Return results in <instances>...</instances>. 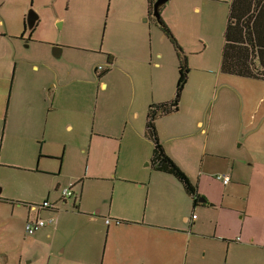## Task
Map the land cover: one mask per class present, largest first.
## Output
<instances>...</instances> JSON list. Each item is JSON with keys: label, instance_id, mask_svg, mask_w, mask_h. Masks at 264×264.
<instances>
[{"label": "crops", "instance_id": "obj_1", "mask_svg": "<svg viewBox=\"0 0 264 264\" xmlns=\"http://www.w3.org/2000/svg\"><path fill=\"white\" fill-rule=\"evenodd\" d=\"M234 1L169 0L167 3H170V6L164 7L166 3L161 9L162 21L187 57L189 75L185 89L182 91L178 110L168 116L159 117L155 121V128L157 138L165 148L166 154L174 159L181 167L180 169L192 179L193 176L186 170V166L195 167L199 163L203 166L208 156L209 160L218 157L228 160L226 154L230 153L227 149L229 141L226 135L230 120L226 115L203 114L195 109H190L188 112L182 111L183 93L186 91L193 71L200 73L201 91L208 87L219 88L216 98L222 97L224 101L231 104L235 101L244 104L249 102V94H259V91H264V79L228 75L223 70L225 31L234 3L235 9L258 10L255 17V36L264 55V0L263 3L258 4L255 3L257 0ZM131 2L134 5L132 9H116L114 12L117 23L120 25L118 30L120 29L121 32L117 48L103 53L104 58L101 62H104L105 66H102V69H99L100 66L94 67L96 75L103 79L101 89L97 92L98 102L101 100L100 109L105 113L106 99L115 98L117 108L121 110L119 122L120 127H124V133L120 141L110 140L118 138V135L105 133L110 129H107L103 123H100L102 131L94 127L90 135L89 160L93 154L98 156L107 150L109 159L105 166L96 164L97 169H94L93 175L88 173L87 166L86 175L101 182L105 181V178H110L113 192L108 202L103 201V196H98L90 207L83 200L86 178H78L76 181L81 182L79 203L76 198V189L73 191L76 183H71L74 194L71 199H73V206H77V210L62 211L66 215L58 213L56 218L51 217L54 218L53 223L42 230L51 227L53 231H59V226L62 225L63 230L67 227L68 230L71 229V232H75L79 226L78 224L74 227L73 224L66 225L67 216L84 217L92 225H97V229L94 226V231L91 233L90 255L86 264H264V227L259 228L256 223L262 212L254 202L255 200L251 199V195L241 198V201L245 203L246 211L238 212L235 208L224 205L223 201L213 199L208 193L203 192L201 188L203 178L200 176L198 185L201 191L199 190V193L205 196L206 202H198V205L194 206L193 198L184 191L181 183L174 176L153 169L151 159L154 144L148 138L146 131L148 111L150 106L170 103L175 99L177 83H174L173 78L176 74L174 76L170 71L174 68L175 61L166 51L165 44L169 43L167 35L161 30L160 23L155 22L156 19L148 14V0H132ZM112 9L115 10V7ZM167 9L168 14L165 13ZM22 16L27 21V15L23 13ZM145 18L146 21H144ZM112 25L110 29L114 32L115 24ZM25 33L23 32L21 38H24ZM12 36L5 35L6 42L2 41L5 44L8 43L10 48L9 40L14 37ZM64 51L65 49L62 50L61 55ZM176 59L178 61L177 55ZM23 63L31 65L34 71L37 70L35 72H39L35 60L30 59L29 62ZM254 66L262 70L264 62L256 57ZM24 71L25 69L21 70L19 63L16 62L11 94L17 87V83L18 89L23 87ZM79 72L75 69L72 73L71 83H80L81 79H76L79 77ZM25 85L27 88L26 82ZM41 87L43 88L44 85L41 84ZM41 87L37 88L38 92L34 99L27 101L24 98L19 101H23L22 104L26 109H28L27 104L30 107L24 111L26 117L41 115L48 118L50 112L58 111L61 107L57 101L51 107L45 105ZM24 92L29 95V91ZM11 99H13L12 95ZM9 104L6 118L9 117L11 110V103ZM66 111L67 109L65 113ZM1 113L5 114V109L2 108ZM67 128L73 130L72 125H68ZM106 139L114 144L107 146ZM124 141L127 146H133V151H136L133 153L128 171L124 167L119 170L120 164L118 165ZM53 145L54 143H47L43 139L40 157L42 162L49 161L52 157H55L57 162L65 161V153L62 156L52 151ZM2 148L3 145L0 149ZM113 162H117L116 170L111 169ZM209 162L213 163V161ZM231 163V174H233L237 160L232 159ZM42 170L43 173L55 172L47 167ZM113 172L117 175L114 178ZM61 174L62 171L60 176ZM226 176L230 177V175ZM230 179V184L226 186L219 181L224 186L225 197L232 183V178ZM175 181H178L191 203L185 204L182 209L174 206L172 211L165 212L163 202L166 191L164 194L160 187L167 185L178 189ZM56 187L59 190L60 183ZM50 195L46 200L54 205L56 211H59L57 206L60 200H50ZM62 201L65 204L67 198ZM198 209L201 211L199 215L196 214ZM48 211L55 212L51 209L42 210L39 215L36 213L34 217L30 216L28 221L36 216L42 218L41 214ZM47 236L50 237L49 234ZM32 237L29 247L37 250L44 248L50 260L52 245H42V238H46V233L43 232L41 236L36 233ZM182 240L185 245H181L182 249L177 254V246ZM162 243L172 246V251L164 247L166 252L162 255ZM34 259L36 257L31 258L30 262L32 263Z\"/></svg>", "mask_w": 264, "mask_h": 264}, {"label": "rangeland", "instance_id": "obj_2", "mask_svg": "<svg viewBox=\"0 0 264 264\" xmlns=\"http://www.w3.org/2000/svg\"><path fill=\"white\" fill-rule=\"evenodd\" d=\"M131 1L0 0V110L5 109V114H0V148L3 145L0 149V264L87 263L90 255L91 233L95 227L96 229L98 227L92 225L89 220L84 217L67 216L66 225L73 224L74 227L78 224L79 229L75 232H71V229L68 230L67 227L63 230L62 225L59 226V231H53L50 227L37 232L38 236H41L43 232L46 233V238H42L43 246L52 245L50 260L44 248L37 250L29 247L33 237L26 234L25 225L30 216L34 217L36 214L30 210V207L44 205L48 202L46 199L50 194V200H60L57 206L59 211L43 212L41 214L43 219L56 218L62 211H76L73 199L67 198L64 204L62 196L63 190L69 184L76 183L73 191L76 189V198L79 203L81 182L76 180L81 177L86 178L83 196L85 204L91 207L98 196H103L102 199L105 202L109 201L113 192L111 179L105 178V181L101 182L86 175L87 166L88 173L93 175L94 169H97L96 166L99 164L105 166L109 159L107 150L98 156L93 154L89 160L90 135L94 127L102 131L100 123H103L107 129H110L105 133L118 135V138L110 140L120 141L124 127H120L121 110L117 108L115 98L106 99L105 113L100 109L101 100L98 102L97 92L101 89L103 79L96 75L94 67L105 66L104 62H101L104 58L103 53L117 48L121 32L120 29L118 30L120 25L117 23L114 12L116 9H132L134 5ZM167 5L170 6V3L164 7ZM113 7L115 10L112 9ZM30 11L39 17L33 33L22 16L23 13L27 15ZM168 12V9L165 10L166 14ZM25 24H27V31L24 38H21ZM112 24H115L114 32L110 29ZM8 34L14 36L9 40L12 49L8 43L2 42H6L4 36ZM57 46L62 50L65 49L61 57L53 54V49ZM165 47L168 56L175 61V66L170 71L174 76L176 74L173 79L174 83H177L179 71L176 52L170 42H166ZM30 59L35 60L39 72H35L37 70L34 71L31 65H24L23 62L27 63ZM16 62L19 63L21 70L25 69L24 85L18 89L17 83V87L11 94ZM75 69L80 71L79 77L76 78L81 79L80 83H71L70 79ZM199 77L200 73L193 71L186 91L183 93L182 111L188 112L190 109H195L203 114L226 115L230 120L228 121L229 131L226 134L229 141L227 149L230 153L226 154L228 160L220 157L209 160L208 156L203 166L200 163L195 167L186 166V170L192 174L193 179L185 174L196 185L199 184L201 176L203 192L208 193L213 199L223 201L224 205L235 208L238 212L246 211L245 203L241 201V198L251 195V199L255 200L254 202L262 212L260 219L256 222L257 226L262 228L264 227V91H259V94H249V102L244 104L238 101L231 104L224 101L222 97L216 98L219 88L208 87L201 91ZM41 84L44 85L43 88ZM39 86L41 90L43 89L41 92L45 105L51 107L57 101L61 107H57L58 111L50 112L48 118L41 115L26 117L24 111L30 107L26 103L28 108L26 109L22 104L23 101H19L24 98L27 101L34 99ZM25 90L29 91V95L24 92ZM9 102L11 110L9 117L6 118ZM68 125H72L73 130L68 129ZM43 139L47 143H54L52 151L62 156L65 153L64 162H57L55 157L42 162L40 156ZM111 144L114 143L106 142L107 146ZM122 147L121 159L118 163L119 170L124 167L128 171L133 153L136 151H133V146H127L125 141ZM232 159L237 160L233 174H231ZM118 165L117 162H113L111 169L116 170ZM46 167L55 172L43 173L42 169ZM112 175L113 178L117 176L114 172ZM218 175L224 177L230 175L232 178L226 197L224 186L216 179ZM175 182L178 189L167 185L160 187L164 194L166 191L163 202L165 212L172 211L174 206L182 209L185 204L191 203L178 181ZM58 183L61 185L59 190L56 187ZM198 188L201 189L199 185ZM199 213L201 214L200 209L196 214L199 215ZM62 215H66L65 212ZM181 245L183 240L177 246V254L182 249ZM161 247L162 255L166 252L164 247L172 251L170 245L162 243ZM33 257L36 259L31 263L30 260Z\"/></svg>", "mask_w": 264, "mask_h": 264}, {"label": "trees", "instance_id": "obj_3", "mask_svg": "<svg viewBox=\"0 0 264 264\" xmlns=\"http://www.w3.org/2000/svg\"><path fill=\"white\" fill-rule=\"evenodd\" d=\"M262 1L263 0H257L255 3L258 4ZM148 3V14L152 15L155 1L148 0ZM257 13L258 10L250 11L243 8L235 9V3L232 7L227 24V30L225 31L226 42L225 46L223 47L222 56L223 70L228 75H237L242 76L243 78H258L260 80L264 79V67L262 70H258V68L254 66L256 57H259V59L261 58L264 62L263 52L260 50L255 36V17ZM159 23L162 28L161 30L167 35L169 42L175 49L178 58L179 76L177 79L175 99L170 103L150 106L148 111L146 131L148 138L154 144V152H152L151 163L154 167V170L174 176L181 183L184 191L193 198L194 206H197L200 200H205L204 197L199 193L198 185H196V183H194L193 180L180 169L181 167L174 159L166 154L167 152L165 148L157 138L158 135L155 128V121L159 117L168 116L178 110L182 91L185 89L187 84V76L189 75V68L187 65L188 60L183 53L182 48L179 46L180 44L171 34L167 25L162 21V19H160ZM26 31L27 27L25 24L24 32ZM33 32L34 28L31 29V33ZM74 207L77 209V206Z\"/></svg>", "mask_w": 264, "mask_h": 264}, {"label": "built area", "instance_id": "obj_4", "mask_svg": "<svg viewBox=\"0 0 264 264\" xmlns=\"http://www.w3.org/2000/svg\"><path fill=\"white\" fill-rule=\"evenodd\" d=\"M99 69H102V67H100ZM216 179L218 181H221L224 186L229 185L231 182V179L229 176H223V175H218L216 176ZM72 188L73 186L71 184L68 185V187H66L63 190V199L66 198H71L72 196H74L73 192H72ZM46 209H53L54 205L49 203V202H45L44 205L42 206H37V205H33L30 207V210L36 212L38 215L40 214V212L42 210H46ZM195 219V217H193ZM54 218H49V219H42L38 216H36V218L31 219L27 222V224L25 225V232L27 235L29 236H33L34 234H36L37 232H40L42 229H44L46 226H49L51 223H53Z\"/></svg>", "mask_w": 264, "mask_h": 264}, {"label": "water", "instance_id": "obj_5", "mask_svg": "<svg viewBox=\"0 0 264 264\" xmlns=\"http://www.w3.org/2000/svg\"><path fill=\"white\" fill-rule=\"evenodd\" d=\"M169 0H156L154 5H153V14L152 16L159 22L161 17H160V14H161V9L162 7L168 2ZM37 20H38V17L37 15L30 11L28 14H27V23H28V27L29 29H33L34 26H36V23H37ZM61 52L62 50L59 48V47H55L53 49V53L56 57H60L61 55ZM199 202H206L205 200H200Z\"/></svg>", "mask_w": 264, "mask_h": 264}]
</instances>
